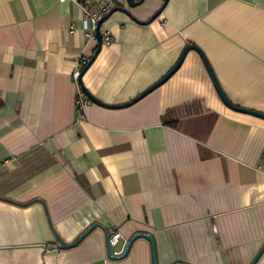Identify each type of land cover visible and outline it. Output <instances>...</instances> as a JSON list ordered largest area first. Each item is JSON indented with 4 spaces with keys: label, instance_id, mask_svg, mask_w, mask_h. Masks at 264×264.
Here are the masks:
<instances>
[{
    "label": "crops",
    "instance_id": "1",
    "mask_svg": "<svg viewBox=\"0 0 264 264\" xmlns=\"http://www.w3.org/2000/svg\"><path fill=\"white\" fill-rule=\"evenodd\" d=\"M81 1L0 0V264H152L143 238L110 258L115 233L112 254L148 234L158 264H251L264 119L209 70L264 115V0H90L128 14L100 26L79 112Z\"/></svg>",
    "mask_w": 264,
    "mask_h": 264
},
{
    "label": "built area",
    "instance_id": "2",
    "mask_svg": "<svg viewBox=\"0 0 264 264\" xmlns=\"http://www.w3.org/2000/svg\"><path fill=\"white\" fill-rule=\"evenodd\" d=\"M60 2H64L65 0H59ZM78 6L81 11V28L82 31L87 38L88 41L96 42V31L100 21L107 16L113 9H115V5L113 3H104V4H93L90 0H83L78 3ZM71 32H74V28L71 27ZM101 36V45L109 46L113 42V38L111 32L109 30L101 31L99 30ZM90 61L89 57H80L78 60V67L74 71L72 75L73 82L77 86V96L75 99V104L77 106V110L82 112L85 106L88 104V99L86 98L84 92L81 90L78 84V78L80 76L81 71L88 65ZM119 238V233H115L112 237H110L109 243L114 245L117 243ZM123 250L112 254V256H121L123 254Z\"/></svg>",
    "mask_w": 264,
    "mask_h": 264
},
{
    "label": "water",
    "instance_id": "3",
    "mask_svg": "<svg viewBox=\"0 0 264 264\" xmlns=\"http://www.w3.org/2000/svg\"><path fill=\"white\" fill-rule=\"evenodd\" d=\"M167 1H168V0H165L164 3H166ZM136 4H138V3H136L134 0H128V5H129V6H135ZM114 12H123V13L128 14V12H127L125 9H123V8H115V9H113V10H112L107 16H105V17L100 21V23H99V25H98V28H97V31H96V43H97V48H96V50H95L93 56L91 57V59H90L88 65H87L86 67H84V69L81 71L80 76H79V78H78V84H79L81 90L84 92V94L87 96V98H88L89 100H91L92 102H94V103H98V102H97V100H95L91 95H89V94L84 90V88H83V86H82V83H81V78H82L83 74L87 71V69L89 68V66L93 63V61L95 60L96 56L98 55V53H99L100 50H101V47H102V45H101V36H100V33H99L100 26H101L102 23H103L104 21H106V20H107V19H108V18H109ZM192 49H194L193 46H187V47H185V49H184V51H183V53H182V55H181L179 61H178L177 64L174 66V68L171 70V72H170V73H169L164 79H162L159 83L155 84L151 89H149L148 91H146L145 93H143V95H141V96H144V95L147 94L150 90L155 89V88L158 87L160 84H162L167 78H169V76H171V75H172V74H173V73L179 68V66H180L181 63L183 62V59H184L185 55L187 54V52L190 51V50H192ZM208 69H209V68H208ZM209 73H210V75H211V78H212V80H213V83H214V85H215V87H216V89H217V91H218V93H219V95H220V97H221L223 103H224L227 107H229V108L232 109V110L238 111V112H244V113L253 114V115H255V116H258V117L264 119V115H262V114L255 113V112H251V111H247V110H245V109H240V108H237V107L233 106V105H232V104H231V103L225 98V96L223 95V93L220 91L218 85H217L216 82L214 81V78H213L212 73H211L210 70H209ZM98 104H99V103H98ZM94 227H95V225L92 226V227H90L85 233H83V234H82V235H81V236H80L75 242H73V243L70 244V245L65 244L64 242H62L61 240L58 239V241H59V243H60V248H61V249H68V248H71V247L76 246V245H77V244H78L83 238H85V237H86V236H87V235L93 230ZM106 238H107V243H108L107 250H108V253H109V257L112 258L111 247L109 246V245H110V243H109L110 236L107 234V235H106ZM138 238H143V239H146L147 241H149V243H150V245H151V248H152V264H158V262H157V258H156V252H155V243H154L153 238H152L150 235H148V234H137V235H135V236L129 241V243L127 244L126 249H125V251H124V253H123V256H126V255H127L128 251H129V249H130V247H131L132 242H133L134 240L138 239ZM263 252H264V246H263V248L261 249V251L258 253V255L255 257V259L253 260V262H252L251 264H256L257 261L259 260V258L262 256ZM175 264H183V263H175Z\"/></svg>",
    "mask_w": 264,
    "mask_h": 264
}]
</instances>
